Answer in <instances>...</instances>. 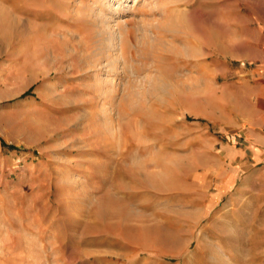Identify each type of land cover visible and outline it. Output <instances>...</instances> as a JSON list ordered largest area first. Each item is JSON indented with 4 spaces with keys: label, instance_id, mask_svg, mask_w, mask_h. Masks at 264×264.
I'll return each instance as SVG.
<instances>
[{
    "label": "rangeland",
    "instance_id": "374dc122",
    "mask_svg": "<svg viewBox=\"0 0 264 264\" xmlns=\"http://www.w3.org/2000/svg\"><path fill=\"white\" fill-rule=\"evenodd\" d=\"M33 2L0 7V264H264V183L220 190L214 122L264 0Z\"/></svg>",
    "mask_w": 264,
    "mask_h": 264
},
{
    "label": "crops",
    "instance_id": "0c3cea01",
    "mask_svg": "<svg viewBox=\"0 0 264 264\" xmlns=\"http://www.w3.org/2000/svg\"><path fill=\"white\" fill-rule=\"evenodd\" d=\"M36 4L33 0H0L7 14L36 13ZM261 29L264 31V25ZM258 45L264 50V38ZM241 74V82L227 92L230 98L225 115L214 121L220 132L217 141L221 142L219 157L223 164L215 167L216 173L222 175L220 190L231 188L240 173L264 183V58Z\"/></svg>",
    "mask_w": 264,
    "mask_h": 264
},
{
    "label": "bare ground",
    "instance_id": "6f19581e",
    "mask_svg": "<svg viewBox=\"0 0 264 264\" xmlns=\"http://www.w3.org/2000/svg\"><path fill=\"white\" fill-rule=\"evenodd\" d=\"M98 1H100V0H94V2L92 3L93 5L94 4H98ZM119 1H122V0H119ZM109 4H110V2H109ZM105 7L107 6L106 5V3L105 4H103ZM98 9V8H97ZM96 9V10H97ZM115 9H117V7H115V8H113V13H114V11H115ZM99 10V9H98ZM97 13H96V15L98 16V15H101V10H99V11H96ZM102 16H103V14H102ZM99 17V16H98ZM105 18L104 19H107V23H109V22H111V19H113L114 17H113V15H111L110 17H106V16H104ZM120 23L118 22L117 24H114V25H111V23H110V28L112 29V40H113V44H114V46H116V47H118L119 49H120V47L122 46V39H123V34H122V31H121V29L119 28L120 26Z\"/></svg>",
    "mask_w": 264,
    "mask_h": 264
}]
</instances>
